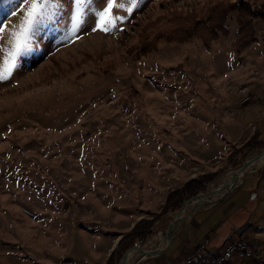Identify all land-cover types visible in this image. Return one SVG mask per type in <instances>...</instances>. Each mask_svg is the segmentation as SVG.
<instances>
[{"label": "rangeland", "instance_id": "374dc122", "mask_svg": "<svg viewBox=\"0 0 264 264\" xmlns=\"http://www.w3.org/2000/svg\"><path fill=\"white\" fill-rule=\"evenodd\" d=\"M74 2L58 0L0 82V264H106L113 241L153 220L117 264L137 245L165 249L181 210L163 213L169 192L201 177L192 197L220 191L264 150L263 19L249 20V45L237 12L204 42L207 14L235 0H139L131 15L112 10L122 22L108 33L89 17L70 37ZM28 6L0 0L5 44ZM214 201L175 226L165 259L229 232L248 244L229 264H264V166Z\"/></svg>", "mask_w": 264, "mask_h": 264}, {"label": "snow or ice", "instance_id": "6c2138e0", "mask_svg": "<svg viewBox=\"0 0 264 264\" xmlns=\"http://www.w3.org/2000/svg\"><path fill=\"white\" fill-rule=\"evenodd\" d=\"M93 3L94 0H75L69 29L70 37H75L89 17L96 19V28L108 33L116 28L118 22H122V18L112 15L113 9L119 8L131 15L133 9L139 6V0H126V4L117 3V0H107V7L99 10L98 5L92 7ZM28 4L23 21L16 29L7 33L6 44L5 28H0V82L12 78L20 58L28 48L31 33L36 25L43 19L55 15L59 8L58 0H28Z\"/></svg>", "mask_w": 264, "mask_h": 264}, {"label": "trees", "instance_id": "16d2710c", "mask_svg": "<svg viewBox=\"0 0 264 264\" xmlns=\"http://www.w3.org/2000/svg\"><path fill=\"white\" fill-rule=\"evenodd\" d=\"M235 1L236 3L233 4L231 7L221 8L219 4L216 8L211 9L212 13L207 14V18H205V21H207V23H206V27L203 30H199V27L205 26L204 24H201L205 22L204 19H198V21H194V19H192L191 16L190 21H193L196 25H198L195 26L196 29L204 33V38H205L204 42H209L210 38L215 37L216 33L222 30L220 28L221 26H223V21L227 19L228 14L231 12L238 13V22L240 25L239 36L241 37V40H246L245 43L246 45H249L251 42H253L254 33L253 30L251 29V24H249V20L261 18L264 21V8L252 11V8L244 0H235ZM214 12L215 14L213 15ZM192 32L194 33L195 31ZM253 140H255L256 142V139H252L251 140L252 143ZM249 147H250L249 145H246L245 150H247L248 152L254 150V148H249ZM204 178L205 177H201V179H192L184 187L169 192L165 200V203L163 204V209H162L163 213H167L169 211H178L179 209H181L182 205L186 202L188 198L196 195L197 193L204 191L209 183L208 181H204ZM153 221H151L150 223L140 222L139 224H137L136 227L131 231V233H129L128 238L126 240H121L117 244V247L112 252V254L110 256L107 255L106 264L119 263L125 252L128 251L130 247H132L139 240L144 239V236L148 232L149 228L153 226V224L156 223L157 220L154 222ZM137 247H141V246L137 245L133 249Z\"/></svg>", "mask_w": 264, "mask_h": 264}, {"label": "built area", "instance_id": "2783aa9c", "mask_svg": "<svg viewBox=\"0 0 264 264\" xmlns=\"http://www.w3.org/2000/svg\"><path fill=\"white\" fill-rule=\"evenodd\" d=\"M208 245L209 239H206L203 245L188 256V264H229L232 257L248 250V244L244 239L230 241L220 250L212 253H208Z\"/></svg>", "mask_w": 264, "mask_h": 264}, {"label": "bare ground", "instance_id": "6f19581e", "mask_svg": "<svg viewBox=\"0 0 264 264\" xmlns=\"http://www.w3.org/2000/svg\"><path fill=\"white\" fill-rule=\"evenodd\" d=\"M264 166V159H258L256 160L249 168H247L246 170H244L241 174H237L231 176L229 178V180H227L226 185L229 183L231 185L236 184L241 175L246 173V171L249 172H257L261 167L263 168ZM226 181V180H225ZM224 188V187H223ZM218 191H213L211 193V196H199L197 197L192 204L186 209V211L183 213L182 217H187L189 214L193 213L194 211L200 209L201 207H203L204 205H206L207 203H209L210 201H214V195L217 193ZM176 230L175 226H172L168 232V236H167V240L166 243L164 244L165 248L170 244V242L172 241L173 237H174V232ZM158 241V240H157ZM162 241V239H161ZM163 246V247H164ZM163 250V249H162ZM145 251H153L152 247H147V248H141V247H137L133 250H131L125 257L124 261L122 262V264H131L133 261L137 260L138 256L140 253L145 252Z\"/></svg>", "mask_w": 264, "mask_h": 264}, {"label": "water", "instance_id": "95a60500", "mask_svg": "<svg viewBox=\"0 0 264 264\" xmlns=\"http://www.w3.org/2000/svg\"><path fill=\"white\" fill-rule=\"evenodd\" d=\"M258 159H264V150H260L258 151V154H256L254 157H252L251 159H248L242 166L241 168L235 173V175L237 174H241L244 170H246L247 168H249L256 160ZM249 171H246V173L242 174L239 181L241 179H243L245 177L246 174H248ZM238 181V182H239ZM238 182L234 185H231V184H227L224 188L220 189V191H218L219 193L223 194V196L221 197L222 199H220L219 201H214L212 202L213 204H218L220 203L228 194H230L234 189L237 188V184ZM219 193H216L215 195H220ZM203 195H206V196H211V193H206V194H199L197 195V197L199 196H203ZM214 195V196H215ZM196 196L195 197H192L189 201H187L185 203V205L181 208V210L178 212L177 214V217L175 219V221L173 222V225L172 226H176V225H179L186 217H182L183 213L186 211V209L192 204V202L197 198ZM208 204H211L210 202ZM196 211H194L193 214L195 213ZM175 238L173 237L172 241L170 242V244L165 248V249H158L156 251H153V252H142L140 253V256L137 258V260L133 261L131 264H134V263H139L140 261L146 259L148 256L149 257H157V256H161L163 255L170 247L171 245L173 244ZM115 250V249H114ZM113 250V251H114ZM130 252V251H129ZM128 252V253H129ZM127 253V254H128ZM126 254V255H127ZM126 255L124 256L122 262L124 261Z\"/></svg>", "mask_w": 264, "mask_h": 264}, {"label": "crops", "instance_id": "0c3cea01", "mask_svg": "<svg viewBox=\"0 0 264 264\" xmlns=\"http://www.w3.org/2000/svg\"><path fill=\"white\" fill-rule=\"evenodd\" d=\"M211 237L213 239H210ZM244 237H245L244 235H241V237L239 239H233L229 232L224 234V235H218V237H215V236L212 235V236L207 238V239H209V245H211L209 248H207V250L211 251V253L212 252H216V251L220 250L223 247V245L227 244L228 242L233 241V240H241V239H244ZM117 244L118 243H117L116 240L113 241V243L111 244L110 250L108 252V256L113 252L114 249H116L115 247H117ZM169 250H170V248L163 255H161V257L159 259H156L155 261H151V262H154L155 264L156 263L157 264H170L169 260L165 259L166 255L169 252ZM189 252L183 253V255L179 256L176 260H174V262L172 264H188V262H187L188 257L187 256H189L191 253H193L194 250H191ZM148 263L149 262H147L145 264H148Z\"/></svg>", "mask_w": 264, "mask_h": 264}]
</instances>
